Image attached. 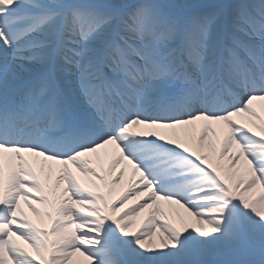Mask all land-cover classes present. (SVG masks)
<instances>
[{
  "label": "snow or ice",
  "instance_id": "snow-or-ice-1",
  "mask_svg": "<svg viewBox=\"0 0 264 264\" xmlns=\"http://www.w3.org/2000/svg\"><path fill=\"white\" fill-rule=\"evenodd\" d=\"M256 101L264 0H0V264H95L89 247L108 222L151 256L185 232L220 233L234 202L264 223ZM221 137L227 165L205 154ZM101 154L112 185L124 162L139 175L115 200L68 167L104 181ZM26 155L62 166L54 192Z\"/></svg>",
  "mask_w": 264,
  "mask_h": 264
},
{
  "label": "bare ground",
  "instance_id": "bare-ground-1",
  "mask_svg": "<svg viewBox=\"0 0 264 264\" xmlns=\"http://www.w3.org/2000/svg\"><path fill=\"white\" fill-rule=\"evenodd\" d=\"M257 110L264 114V102L256 101L254 102ZM218 127V126H217ZM209 140H212L211 134L209 136ZM209 141L205 142L206 149L205 154L210 155L212 163H222L227 165L228 161L225 159L224 161L218 160V153L220 148L223 146V137L219 140L213 141L215 144V152H210L207 149V144ZM237 150L233 147L231 152L235 154ZM7 157V154H6ZM95 158V157H93ZM26 159L32 164L34 171L36 172L37 177L41 180L43 184H45L46 189L51 193L55 191V177L61 172V165L53 164L52 162L43 161L42 158L27 156ZM110 161L103 159L101 154L100 164L97 165L98 171L101 172L102 175L105 176L104 181H94L90 177H83L79 173L75 172V169H72L71 166H68L69 169L73 172L76 178L84 184V186L88 187L90 190H98L102 195H105L107 199L115 200L122 195L123 192L129 187V185L136 183L139 181V175L134 173L131 165H128L127 162L122 163L121 167L117 169L119 172L121 169L124 170L125 175L120 184L112 185L110 183V177L108 176L107 169L109 167ZM49 169H51V173H49ZM63 185L61 186V188ZM143 199V197H141ZM161 205L162 209L169 214V217L176 222L177 224L182 223L185 220H190L187 216V213L184 212L179 205L167 204L164 202L166 206ZM134 203V201H132ZM21 207L24 210L25 217L30 220L32 223L37 224L41 227H48L49 222L47 219L40 221L32 213L27 209L25 202L21 199ZM39 207V206H38ZM243 208V207H242ZM244 209V208H243ZM245 210V209H244ZM147 213L141 214L135 221L132 222L133 230L137 228H141ZM164 221L158 218V223H163ZM251 228L254 230V237L256 241H260L262 236L264 235V223H261L257 218L251 224ZM211 234L209 237H201L199 234L189 231L181 234V237L187 243V248L181 244L177 243V247L175 249L169 248L163 251L162 253L154 254L151 256H146L143 252L138 248L135 243V237L125 236L120 230L111 222L106 223L101 229L100 234L96 237L99 241L98 244L89 247V251H94L98 249H106L109 250L112 246L117 247V252L119 256L118 264H218V260H220L223 256L221 251L216 254L207 255L199 251V247L204 248V251H207L208 248V240H214L213 242L215 248L218 247L216 238H219L220 242L224 241L226 238L221 233ZM22 247L31 252V249L25 244L23 241H17ZM214 251V250H213ZM187 252H190L191 255H188ZM95 264H106L101 262L98 258L93 256ZM78 264H86L83 262L82 257L74 258Z\"/></svg>",
  "mask_w": 264,
  "mask_h": 264
},
{
  "label": "rangeland",
  "instance_id": "rangeland-1",
  "mask_svg": "<svg viewBox=\"0 0 264 264\" xmlns=\"http://www.w3.org/2000/svg\"><path fill=\"white\" fill-rule=\"evenodd\" d=\"M160 203L166 206L163 201ZM255 219L249 210L242 208V205L232 203L224 217L225 222L221 225L222 231L220 233L226 239L220 242V239L216 238L217 248L213 246L214 240H208L207 251H204L202 247H199V251L207 255L221 251L223 256L218 260V264H264V235L260 241L253 238L254 230L251 228V224ZM215 235L217 236V234ZM176 243L184 246L186 250L187 243L181 236L176 240ZM90 253L106 264H118L119 262L117 247L115 246L109 250L98 249L90 251ZM187 254L191 255L190 252Z\"/></svg>",
  "mask_w": 264,
  "mask_h": 264
}]
</instances>
